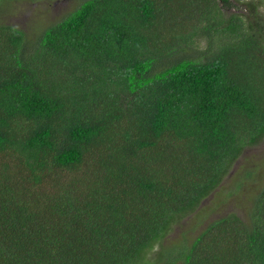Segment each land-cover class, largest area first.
Wrapping results in <instances>:
<instances>
[{
  "label": "trees",
  "instance_id": "obj_1",
  "mask_svg": "<svg viewBox=\"0 0 264 264\" xmlns=\"http://www.w3.org/2000/svg\"><path fill=\"white\" fill-rule=\"evenodd\" d=\"M229 1L82 0L34 38L0 20V264H264V185L147 258L264 138V19Z\"/></svg>",
  "mask_w": 264,
  "mask_h": 264
},
{
  "label": "rangeland",
  "instance_id": "obj_2",
  "mask_svg": "<svg viewBox=\"0 0 264 264\" xmlns=\"http://www.w3.org/2000/svg\"><path fill=\"white\" fill-rule=\"evenodd\" d=\"M82 0H11L4 4L0 11V20L14 24L33 38L50 24L64 18L75 10ZM251 0H230L223 6V14L229 17L234 14L243 15L246 20L256 22L258 17L264 19V0H254L256 10L250 11L248 2ZM176 5L178 0H176ZM184 19L180 15L178 21ZM197 20H195L196 22ZM193 21H189L185 31L191 32ZM194 22V23H195ZM205 37L196 36L192 47L200 50L207 48ZM247 169L255 172L251 179L238 191L237 180ZM264 185V138L258 143L246 147L230 172L221 184L205 198L199 207L192 213L179 219L170 232L153 249L147 253V258L154 261L158 251L170 255L169 249L175 244L185 241L190 244L193 239L214 219L231 212L238 213L246 218L247 212L252 207L254 196ZM232 189V190H231ZM237 191V192H234ZM231 193V194H230ZM175 264H181L178 261Z\"/></svg>",
  "mask_w": 264,
  "mask_h": 264
}]
</instances>
